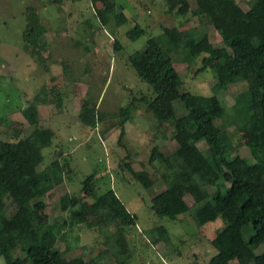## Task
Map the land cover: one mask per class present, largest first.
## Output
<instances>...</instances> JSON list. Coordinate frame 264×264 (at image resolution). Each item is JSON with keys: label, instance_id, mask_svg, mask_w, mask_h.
Returning <instances> with one entry per match:
<instances>
[{"label": "trees", "instance_id": "trees-1", "mask_svg": "<svg viewBox=\"0 0 264 264\" xmlns=\"http://www.w3.org/2000/svg\"><path fill=\"white\" fill-rule=\"evenodd\" d=\"M63 1L79 0H48L54 4ZM90 1L102 5L98 15L102 25L111 18L116 26L126 21L122 10L116 12L115 0ZM247 3L248 8L243 9L236 0H196V7L191 8L189 0H163L167 14L207 18L221 37L222 45L214 47L207 34H198L194 29L163 25L158 36L148 38L143 49L128 56L129 64L150 91L148 98L140 99L156 122L172 126L170 137L177 143L169 153H163L158 146L151 149L148 161L160 162L159 176L165 186L151 197V209L171 220L188 213L197 227L219 216L227 221L210 240L216 253L206 264H264V172H259L255 164H264V0ZM27 18L28 46L33 51L44 50L48 46L45 26L31 7ZM145 31L136 23L126 35L135 40ZM114 45L115 49L122 48L117 39ZM172 51L180 52L188 66L199 62L198 72L213 69L216 82L212 94L180 90L181 76L170 55ZM38 58L43 59L40 53ZM237 83L246 87L232 105L229 120L221 125L218 121H224L228 115L218 93L223 87ZM177 100L186 111L179 117L174 105ZM39 104H55L61 111L62 98L53 87L42 85L33 99L20 108L33 127L31 131L26 135L12 131L9 139H0V232L10 235L9 242L0 245V255L7 264H74L75 257H65L56 245L62 233L48 222L42 199L63 182L65 170L57 159L38 169L43 160L42 150L54 136L50 128L39 125ZM95 108V102L85 99L79 120L93 126ZM134 110L136 105L130 101L117 115L130 118ZM3 118L0 125L9 122ZM226 125L235 126L238 132L247 135L254 163L233 155L236 146L226 132ZM123 133L122 127L119 139ZM201 141L206 142L208 149L198 146ZM125 167L144 188L153 185L145 170H134L129 163ZM95 178L89 179L87 198L67 192L59 197L60 208L67 213L71 225L96 227L104 237L101 252L89 261L78 259V262L98 264L110 254L116 264H130L127 229L136 225L137 217L126 209L113 189L98 194ZM187 195L193 199L192 208L186 202ZM5 197L16 206L9 215L5 212ZM112 226L115 230L106 233ZM145 236L152 244L168 242V231L163 225L147 229ZM16 248L23 255L13 258L11 252Z\"/></svg>", "mask_w": 264, "mask_h": 264}, {"label": "rangeland", "instance_id": "rangeland-1", "mask_svg": "<svg viewBox=\"0 0 264 264\" xmlns=\"http://www.w3.org/2000/svg\"><path fill=\"white\" fill-rule=\"evenodd\" d=\"M236 1L243 9L248 8V0ZM47 2L0 0V118L9 120L0 125V139H9L12 131H21L22 135L31 131L33 127L23 117L20 108L33 99L42 85L53 87L60 93L61 111L55 104H39V125L50 128L54 136L50 145L42 150L43 160L38 169L57 159L65 170L63 182L42 197L48 222L62 233L57 247L65 257H75L74 264H79L78 259L89 261L104 249L100 230L85 224L71 225L59 204V197L65 192L87 198L91 185L89 179L95 176L93 183L98 194L113 189L126 209L137 217L136 225L127 229L130 264H206L216 253L210 240L226 226L227 221L219 216L215 221L197 227L188 213L171 220L156 215L151 209V197L165 187L159 176L160 162L148 161L151 149L158 146L163 153H169L177 143L170 137L172 126L156 122L140 99L148 98L150 91L129 64L128 56L143 49L148 38L158 36L163 25L205 33L214 47L222 45L221 37L207 18L200 20L190 14L181 17L165 13L163 0H115L126 16V21L120 26L115 25L113 18L102 25L93 11H86L89 0L63 1L54 5ZM189 3L191 8L196 7V0H189ZM28 7L33 8L39 17L42 15V24L49 29L45 35L48 46L44 50L33 51L26 42ZM186 18L187 22L181 24ZM49 21H52L51 26ZM56 23V27L63 29L54 34L51 29ZM136 23L146 31L131 40L126 31ZM115 39L122 45L119 50L115 49ZM38 53L43 59L38 58ZM170 55L181 76L182 92L212 94V86L216 82L213 69L198 72L199 62L188 66L180 52L172 51ZM245 87L244 83H237L223 87L218 93L228 115L224 121L219 120V124L229 120L232 105ZM85 99L96 104L93 126L79 120ZM130 101L136 105L131 117L117 115L119 109ZM174 105L176 116L186 112L179 100ZM122 127L124 133L119 139ZM226 132L236 146L233 155L238 154L254 163L248 150L247 135L229 125H226ZM198 146L208 149L205 141ZM125 163L134 170H145L153 179V185L147 189L141 186ZM255 164L263 173L264 164ZM185 199L192 208L191 196L187 195ZM5 204L6 215L16 209L9 197H5ZM158 225L167 229L168 242L152 244L145 231ZM114 230L112 226L106 233ZM9 240L8 232H0L2 247ZM11 255L15 258L22 256L23 252L16 248ZM0 264H7L1 255ZM98 264L116 262L109 254Z\"/></svg>", "mask_w": 264, "mask_h": 264}, {"label": "crops", "instance_id": "crops-1", "mask_svg": "<svg viewBox=\"0 0 264 264\" xmlns=\"http://www.w3.org/2000/svg\"><path fill=\"white\" fill-rule=\"evenodd\" d=\"M48 1V0H47ZM49 5H54V3H50V2H47ZM117 4V3H116ZM91 9V10H90ZM38 10L39 9H37L36 11L38 12ZM44 10V9H43ZM102 10H103V7H102V5L100 4V3H93V2H91L90 0H89V3L86 5V11H93V15H95L96 16V18L99 20V18H98V15L102 12ZM40 11V10H39ZM119 11H121V6L120 5H118L117 4V7H116V12H119ZM40 16L41 17H39L40 18V22L42 23V15L40 14ZM53 17H51L50 18V20L52 19ZM57 18H59V17H57ZM61 18V17H60ZM62 20V19H61ZM51 23H52V21L50 22L49 21V25L51 26ZM57 24L58 23H56L55 24V28L54 29H51V30H53L52 32L55 34V33H57V32H59V30L60 29H63V27L62 28H59V27H56L57 26ZM53 25V24H52ZM46 28V34L47 33H49V29H47V27H45ZM45 34V35H46ZM39 106L40 105H38V110H39Z\"/></svg>", "mask_w": 264, "mask_h": 264}]
</instances>
